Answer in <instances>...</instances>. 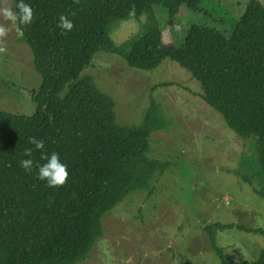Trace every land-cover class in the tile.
Returning <instances> with one entry per match:
<instances>
[{
    "label": "trees",
    "instance_id": "trees-1",
    "mask_svg": "<svg viewBox=\"0 0 264 264\" xmlns=\"http://www.w3.org/2000/svg\"><path fill=\"white\" fill-rule=\"evenodd\" d=\"M33 21L24 26L41 86L33 96L30 116L0 111V264H81L104 236L102 220L134 192L155 190L152 182L171 164L153 160L150 138L167 131L170 122L154 100L140 126L117 124L115 103L91 77H82L96 54L122 57L130 69L150 72L165 60L185 69L201 88V100L220 114L228 128L255 148L260 173L241 177L264 198V6L249 0L230 36L207 24L192 25L180 47L163 41L154 8L169 20L181 8L200 11L204 0H25ZM15 0H13V7ZM60 14L73 22L70 32L56 27ZM74 14V15H73ZM147 16L138 35L116 45L112 25ZM96 65V63H95ZM94 65V66H95ZM171 86L162 84L157 87ZM155 87V88H157ZM45 141L68 166L65 185L46 187L35 168L19 166L28 138ZM153 150V148H152ZM157 156V158H156ZM153 158L158 159L153 150ZM40 161L39 151L33 152ZM254 178L259 186H254ZM236 228L216 223L204 227L220 264H236L217 246L218 233ZM238 230L261 235L264 230ZM239 264H264L258 258Z\"/></svg>",
    "mask_w": 264,
    "mask_h": 264
},
{
    "label": "rangeland",
    "instance_id": "rangeland-1",
    "mask_svg": "<svg viewBox=\"0 0 264 264\" xmlns=\"http://www.w3.org/2000/svg\"><path fill=\"white\" fill-rule=\"evenodd\" d=\"M248 1L204 0L200 11L183 7L170 20L163 8L155 7L154 12L164 43L180 47L187 30L196 24L230 36ZM257 1L264 6V0ZM2 6L13 7V0H4ZM147 22V16H141L114 23L113 42L121 45L141 33ZM0 46L4 49L0 51V111L30 117L36 111L33 96L41 86L30 49L14 30L0 38ZM85 76L114 100L120 126L142 125L151 100L161 107L170 126L153 133L149 157L171 167L152 182L155 193L150 199L147 193H131L104 216V236L81 264H220L203 232L216 223L236 227L216 237L226 258L236 264L256 260L264 248L263 237L237 229L264 230V198L237 176L253 178L260 173L255 148L201 100L200 84L171 60L146 72L130 69L122 57L102 52L83 71ZM162 84L171 86L157 87ZM152 148L158 159L153 158ZM254 186H259L257 178Z\"/></svg>",
    "mask_w": 264,
    "mask_h": 264
},
{
    "label": "clouds",
    "instance_id": "clouds-1",
    "mask_svg": "<svg viewBox=\"0 0 264 264\" xmlns=\"http://www.w3.org/2000/svg\"><path fill=\"white\" fill-rule=\"evenodd\" d=\"M4 0H0V20L7 23H0V38L5 37L9 31L14 30L18 38L24 36V26L30 25L33 21V10L25 0H15L14 7L2 6ZM74 15V14H73ZM56 27L63 32H70L73 29V22L69 16L60 14ZM0 51H4L0 46ZM28 143L34 147L25 148L19 166L25 172H32L35 168L36 178L45 183L46 187L58 188L65 185L68 180V166L55 151H46L45 141L35 136L28 138ZM39 151L40 161L34 162L33 152Z\"/></svg>",
    "mask_w": 264,
    "mask_h": 264
}]
</instances>
